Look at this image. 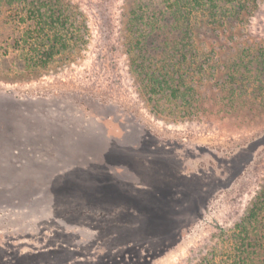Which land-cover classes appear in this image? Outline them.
Returning <instances> with one entry per match:
<instances>
[{
  "label": "rangeland",
  "instance_id": "obj_1",
  "mask_svg": "<svg viewBox=\"0 0 264 264\" xmlns=\"http://www.w3.org/2000/svg\"><path fill=\"white\" fill-rule=\"evenodd\" d=\"M64 1L85 44L70 39L46 65L47 48L15 43L30 21L0 3V264L232 257L264 186V69L250 64L264 54V0L223 27L193 11L194 55L174 69L193 97H157L154 110L129 25L137 5H164Z\"/></svg>",
  "mask_w": 264,
  "mask_h": 264
},
{
  "label": "trees",
  "instance_id": "obj_2",
  "mask_svg": "<svg viewBox=\"0 0 264 264\" xmlns=\"http://www.w3.org/2000/svg\"><path fill=\"white\" fill-rule=\"evenodd\" d=\"M1 2L16 6L19 15L23 12L21 21H30L22 35L15 41L17 48H28L30 53L37 51L38 48H47L45 52L35 53L40 59L37 63L42 61L43 65H46L59 53L57 50L53 51L58 46L69 49L67 43L70 39L79 45L85 44L83 34L85 25L82 21L80 27H76L77 13L69 3L65 4L64 0H0ZM159 2L164 7L158 12L151 8L144 10L141 5H137L136 9L132 10L136 16L134 27L128 24L138 34L139 41L134 42V47L137 48L135 54L141 60L137 62L133 59L131 67L141 81L139 85L143 87V94L151 108L153 107L152 110L157 109L152 106L157 97L174 98L176 103L182 104L181 106H186L193 97L194 90L191 87H187L183 81L177 83V79L180 81L183 77H175L174 70L175 64L184 61L187 55L189 57L194 55L195 32L190 27L193 11H199L203 17L205 15L209 24L223 27L227 23L232 25L240 14H245L242 11L248 10L249 0H159ZM74 30H78V34H74ZM177 53H180L179 57ZM251 58L250 64H254L253 69L258 65L264 69V54L256 53ZM240 62L241 60L237 61L236 65L243 64ZM239 233L233 241L234 254L232 257L227 256L220 264H264V186L241 222ZM207 262L201 259L195 264H208Z\"/></svg>",
  "mask_w": 264,
  "mask_h": 264
}]
</instances>
